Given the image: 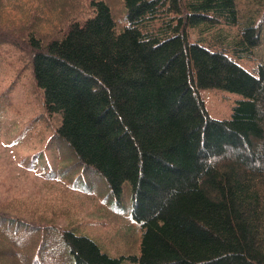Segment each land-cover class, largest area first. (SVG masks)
I'll use <instances>...</instances> for the list:
<instances>
[{
  "label": "trees",
  "instance_id": "1",
  "mask_svg": "<svg viewBox=\"0 0 264 264\" xmlns=\"http://www.w3.org/2000/svg\"><path fill=\"white\" fill-rule=\"evenodd\" d=\"M120 1L116 28L103 0L85 19L65 0H0V62L12 54L28 68L110 206L128 191L138 252L112 256L74 226L28 224L51 232L66 264H264V68L239 64L256 26L239 25L235 0ZM210 88L240 96L229 117L206 111L199 91ZM0 239L5 258L27 264L12 251L20 237L0 225Z\"/></svg>",
  "mask_w": 264,
  "mask_h": 264
},
{
  "label": "rangeland",
  "instance_id": "2",
  "mask_svg": "<svg viewBox=\"0 0 264 264\" xmlns=\"http://www.w3.org/2000/svg\"><path fill=\"white\" fill-rule=\"evenodd\" d=\"M62 1L51 0L53 3ZM103 1L120 23L121 1ZM235 1L239 25L252 23L259 32L252 58L239 61L242 67L254 72L258 67L264 68V0ZM65 2L74 5L72 13L79 19L92 14L91 0ZM199 94L209 115L216 119L229 117L235 101L240 98L236 93L217 88L201 89ZM42 98L41 90L35 86L21 60L11 54L10 59L0 62V215L4 213L10 218L0 220V225L8 235L20 237L22 249L12 250L14 256L19 253L27 257V264H38L30 258L38 253L43 256L41 264H66L65 250L60 243L50 240L51 232L34 230L27 218L47 219L62 227L74 226L78 234L92 238L112 256L137 253L140 229L128 218V191L122 205L107 206L109 201L103 198L102 179L89 171L82 172V167L57 135L59 116L45 112ZM80 176L92 190L91 194L69 189L72 180ZM16 227L18 234L11 232ZM1 241L0 250L9 249L10 255L9 246ZM0 264L16 263L0 253Z\"/></svg>",
  "mask_w": 264,
  "mask_h": 264
},
{
  "label": "bare ground",
  "instance_id": "3",
  "mask_svg": "<svg viewBox=\"0 0 264 264\" xmlns=\"http://www.w3.org/2000/svg\"><path fill=\"white\" fill-rule=\"evenodd\" d=\"M91 1H98V0H91ZM105 2V1H104ZM106 3V2H105ZM91 8V7H90ZM110 8V7H109ZM110 10H111V8H110ZM111 14H112V11H111ZM112 17H113V20L115 21V25H116V28H119V26H121V23L122 22H117L116 20H115V18H114V16H113V14H112ZM204 103V102H203ZM206 109V108H205ZM207 111V110H206ZM223 119V118H222ZM78 179V177H76V178H74L73 180H72V182L70 183V185L71 186H74L75 188L72 190V191H74V192H78V193H82V194H91L92 193V190L89 188V186H87V184H85V182H84V184H85V187H82L81 185H80V182L79 181H76ZM81 179H83L82 178V176H81ZM79 186V187H78ZM76 187H77V189H76ZM105 196V195H104ZM103 198H105V200H107V201H109V199L105 196V197H103ZM110 203V202H109ZM116 206V205H115ZM129 208H130V206H129ZM128 216H129V211H128Z\"/></svg>",
  "mask_w": 264,
  "mask_h": 264
}]
</instances>
